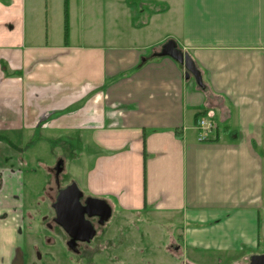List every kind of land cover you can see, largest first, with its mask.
Masks as SVG:
<instances>
[{
	"label": "crops",
	"instance_id": "obj_1",
	"mask_svg": "<svg viewBox=\"0 0 264 264\" xmlns=\"http://www.w3.org/2000/svg\"><path fill=\"white\" fill-rule=\"evenodd\" d=\"M128 2L68 0L65 40L64 0H0V264L22 244L18 141L44 130L89 152L87 195L116 213L178 215L189 261L264 252V0ZM169 39L205 91L151 56ZM206 109L216 129L201 140Z\"/></svg>",
	"mask_w": 264,
	"mask_h": 264
},
{
	"label": "rangeland",
	"instance_id": "obj_2",
	"mask_svg": "<svg viewBox=\"0 0 264 264\" xmlns=\"http://www.w3.org/2000/svg\"><path fill=\"white\" fill-rule=\"evenodd\" d=\"M73 1V0H72ZM78 4L84 3V9L93 8L92 0H76ZM141 0H129V4L133 5L134 12H139L141 8ZM144 6V5H143ZM146 10L148 7L144 6ZM79 9V7H78ZM79 26V22H78ZM60 130H44L26 136H21L18 143L24 145L20 148V161L22 162L21 169L24 170V184H25V208H30L35 205L38 195L40 194L42 184H46L49 180L48 168L52 166L57 155H62L64 160V179L62 185L75 180L79 187H81L86 194L83 186V180L87 172V167L91 165V157L87 154L89 152L77 151L78 143L75 141V136L72 133H61ZM62 136L63 139H69V147L60 149L52 146L49 138L54 136ZM12 138V137H11ZM17 142V137L12 138ZM30 145L25 148L26 143ZM71 143L72 147H71ZM262 153L261 148H257ZM78 155V157H77ZM39 161V162H38ZM38 191V193H37ZM38 208V219L33 220L42 222L49 221L50 205L49 199L45 198L42 204L36 205ZM115 210V209H114ZM117 210V209H116ZM40 211V212H39ZM42 216V218H40ZM26 222V221H25ZM42 224V223H40ZM181 218L175 216L162 214L153 210L143 211L140 213L118 212L103 228L100 233L102 241L111 239L116 241L118 246L115 250H111L106 254L110 258L116 260L121 257L125 258L128 264H248L249 259L245 257L241 261L238 258H230L224 260L222 263L206 262H191L186 258L184 253L180 231ZM42 230L38 231L41 232ZM44 231V230H43ZM45 232V231H44ZM30 232L26 231V240L29 242L32 239ZM177 245L175 249L169 247L170 244ZM100 264H111L106 262L104 253L99 254ZM116 264H119L116 263Z\"/></svg>",
	"mask_w": 264,
	"mask_h": 264
},
{
	"label": "flooded vegetation",
	"instance_id": "obj_3",
	"mask_svg": "<svg viewBox=\"0 0 264 264\" xmlns=\"http://www.w3.org/2000/svg\"><path fill=\"white\" fill-rule=\"evenodd\" d=\"M21 164L22 162L20 161L19 166ZM59 169L60 171L57 172ZM48 170L49 180L45 185H41L42 190L38 195L35 205L33 204L30 208H25V199L27 196L25 195V198L23 199V214L21 217L22 225L18 230L22 233V244L18 246L11 264H100L99 254L101 253H104L105 258L107 259L106 262L108 263L116 264L119 262V264H128L126 263L125 258L119 257L116 260L115 258L106 256L111 250H115L118 246H124L126 244L116 245V241L114 240L105 239L102 241L99 237L108 221H110L116 214L113 209L107 220H102L99 215L90 217L84 215V217L90 221L94 230L93 236L89 239L84 238L85 233L83 232L82 226H80L78 231L73 233L72 236L57 223L59 216H57L58 212L54 205L57 203L60 190L72 182L76 183V181L71 180L62 185L65 172L64 160L61 154L57 155L52 166H49ZM22 171L24 172V170ZM78 188L80 189L79 186ZM87 197L91 196L82 191V196L79 198L81 205L85 203ZM45 198L49 199L51 213L49 221H45L44 223L43 221L39 223L35 221L32 223L33 220L38 219V208L36 205L42 204V201ZM28 200L30 199L28 198ZM40 218H42V216ZM27 230L32 236V239H30L29 242L26 240ZM40 230L42 231L38 232ZM169 247L176 250L178 246L171 243Z\"/></svg>",
	"mask_w": 264,
	"mask_h": 264
},
{
	"label": "water",
	"instance_id": "obj_4",
	"mask_svg": "<svg viewBox=\"0 0 264 264\" xmlns=\"http://www.w3.org/2000/svg\"><path fill=\"white\" fill-rule=\"evenodd\" d=\"M153 56L172 58L184 67L186 78L192 76L197 85L204 87L201 73L196 67L195 62L189 54L184 53L177 47L174 40L169 39L163 43L160 50L155 51ZM59 171L60 169L57 172ZM81 196L82 191L75 182H72L60 190L57 203L54 207H56L57 216H59L57 223L68 231L70 235L73 236V233L78 231L79 227L82 226L85 233L84 238L89 239L93 236L94 230L90 221L84 215L89 217L99 215L102 220H107L111 215L112 208L104 199L97 197H87L85 203L81 205L79 202ZM248 264H264V252L251 255Z\"/></svg>",
	"mask_w": 264,
	"mask_h": 264
},
{
	"label": "trees",
	"instance_id": "obj_5",
	"mask_svg": "<svg viewBox=\"0 0 264 264\" xmlns=\"http://www.w3.org/2000/svg\"><path fill=\"white\" fill-rule=\"evenodd\" d=\"M67 35H68V0H64V39L65 40L67 39ZM177 47L182 51V49L179 46H177ZM160 48H161V46H159L158 48H154L153 51L151 52V56H153V53L155 51H159ZM185 53H188V52L186 51ZM195 64L199 68V65L196 62H195ZM180 66H182V65L180 64ZM123 75H124V73L123 74H119V75H117V76H115L113 78L117 79V78L122 77ZM190 78H192V76H190ZM195 84H196V82H195ZM196 86H198L200 89H202L199 85L196 84ZM202 90L205 91V89H202ZM201 116L214 117L215 114H214V112L212 110L206 109L203 112H200V113L196 114V121ZM229 134H230V136L237 137V133L234 132V131L230 132Z\"/></svg>",
	"mask_w": 264,
	"mask_h": 264
},
{
	"label": "built area",
	"instance_id": "obj_6",
	"mask_svg": "<svg viewBox=\"0 0 264 264\" xmlns=\"http://www.w3.org/2000/svg\"><path fill=\"white\" fill-rule=\"evenodd\" d=\"M199 130V139L205 140L216 129V123L212 117L201 116L196 121Z\"/></svg>",
	"mask_w": 264,
	"mask_h": 264
}]
</instances>
